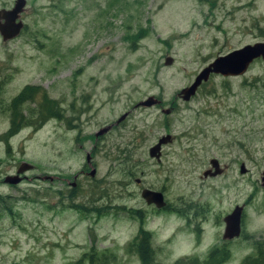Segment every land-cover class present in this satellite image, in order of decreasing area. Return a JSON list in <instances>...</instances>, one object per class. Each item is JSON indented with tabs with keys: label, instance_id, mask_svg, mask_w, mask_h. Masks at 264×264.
I'll return each instance as SVG.
<instances>
[{
	"label": "rangeland",
	"instance_id": "374dc122",
	"mask_svg": "<svg viewBox=\"0 0 264 264\" xmlns=\"http://www.w3.org/2000/svg\"><path fill=\"white\" fill-rule=\"evenodd\" d=\"M23 21L18 38L0 41V264H74L92 251L139 264L140 233L153 264L201 261L213 247L239 264L255 243L264 249V62L177 96L216 56L264 40V0H25ZM23 91L33 96L17 120L34 104H54L59 118L6 138ZM149 96L171 113L134 107ZM164 135L156 162L148 149ZM86 153L95 175L72 191ZM210 159L223 174L202 177ZM21 163L31 170L3 183ZM145 188L167 209L147 205ZM235 206L239 235L224 240Z\"/></svg>",
	"mask_w": 264,
	"mask_h": 264
},
{
	"label": "water",
	"instance_id": "95a60500",
	"mask_svg": "<svg viewBox=\"0 0 264 264\" xmlns=\"http://www.w3.org/2000/svg\"><path fill=\"white\" fill-rule=\"evenodd\" d=\"M23 5V0H18V3L14 6V11L12 13L15 15ZM20 24L13 25L12 32L9 28L5 31V28L0 26V32L4 38L12 37L18 32ZM256 59H259L264 62V40L256 41L252 45H245L241 48L232 50L222 56L216 57L212 60L208 65L202 68L194 77L192 82L187 86L181 89L177 96L181 102H187L191 97L194 96L197 88L201 83L207 81V79L212 75H219L221 77H238L245 73L247 67ZM171 60L166 58L164 60L165 65H169ZM160 104V100L154 98L153 96L147 97L145 100H142L134 105L135 108H149L154 107ZM160 113L164 116H167L171 113V108H161ZM126 114L120 116L115 124H118L120 121L124 119ZM111 126H106L104 128L99 129L95 132L94 137H98L106 133ZM170 140V136H162L157 142L148 149V157L158 160L160 153V146L165 145ZM85 160L89 163V155L85 156ZM210 169H213V172L209 174V176H217L219 171H217V161L215 159L209 160ZM31 165L26 163H21L15 171L14 176H7L3 179V183L16 185L20 181L19 175L24 172L31 170ZM240 173H243L242 165L239 168ZM95 170L91 169L88 173L89 177H93ZM203 176H206L204 173ZM43 180H51L50 177H44ZM261 187L264 189V175L260 177ZM140 197L147 205H153L156 209H160L163 207L164 202L162 199V194L160 192L151 191L148 189H143L140 192ZM240 214L241 207L235 206L230 214L226 215L223 218V233L222 239L224 240H232L238 237L240 230Z\"/></svg>",
	"mask_w": 264,
	"mask_h": 264
},
{
	"label": "flooded vegetation",
	"instance_id": "af4514ba",
	"mask_svg": "<svg viewBox=\"0 0 264 264\" xmlns=\"http://www.w3.org/2000/svg\"><path fill=\"white\" fill-rule=\"evenodd\" d=\"M18 3V0H0V26H2V27H4L5 28V31L8 29L9 30V28H10V30H11V32H12V28H13V25H17V24H20V26H19V29H18V32L15 34V35H13L12 37H6V38H4L3 37V35L1 34V32H0V41H1V43L2 44H7V43H10V41H13L14 39H16V38H18L21 34H22V31H23V28H24V21H23V11H24V4H25V0H23V5H22V7H21V10H19L15 15L12 13V10L14 9V6H15V4H17ZM14 11V10H13ZM224 55V54H223ZM219 56H222V55H219ZM216 57H218V56H216ZM215 57V58H216ZM214 58V59H215ZM213 59V60H214ZM210 63V62H209ZM208 63V64H209ZM207 64V65H208ZM208 80V79H207ZM203 84V83H202ZM201 85V84H200ZM34 88H36V87H32V88H29V90H33ZM26 90L28 89V88H25ZM24 89V90H25ZM19 93H17V94H15L17 97L16 98H14V99H12L11 101H10V103H9V106H8V108H7V111H8V117H9V125H8V127H7V131L9 130V128L12 126V125H14L15 127H17V126H20V125H23L24 123V125H27V126H34V125H36V123H37V121H38V116H39V114H40V112L42 111L44 114H45V112L46 113H48V112H51V114L53 115V114H55V112H56V109H54V104L51 106V105H47V107H46V109H44V107L43 106H41V105H36V104H34V106H33V109L30 111V113H29V115H28V117H29V119L25 122V120H24V118L21 116V120H17V116L18 115H21V113L23 114V113H26V111L24 110V109H21V110H19V107H21V106H23V102L26 100V102L27 101H29V100H31L32 99V96H33V94L32 93H30L29 95H28V97H27V99H26V97H25V91H23V92H21L19 95H18ZM156 107H158V110H159V112H160V109L161 108H163L162 107V102L160 101V104L159 105H157ZM170 107V106H169ZM168 107V108H169ZM171 108V111H172V107H170ZM43 114V115H44ZM161 114V113H160ZM51 115V116H52ZM168 116V115H167ZM54 118H56V117H51V118H49V119H54ZM45 122V121H44ZM43 122V123H44ZM114 125V124H113ZM117 125V124H116ZM115 125V126H116ZM108 126H111L110 128H112L113 126L112 125H108ZM34 129V128H33ZM6 131V132H7ZM95 134V133H94ZM94 134H93V137H94ZM164 136H166V135H164ZM99 137V136H98ZM98 137H94V139L95 140H97L98 139ZM159 139V138H158ZM157 139V140H158ZM171 141V138H170V140H169V142ZM157 142V141H156ZM168 142V143H169ZM168 143H166V144H168ZM165 144V145H166ZM162 146H164V145H162ZM93 147H95V145L94 146H92V148ZM160 148H161V146H160ZM159 153H160V149H159ZM88 153H86L85 155H84V164H82V166L80 167V169H79V171H78V173L76 174V175H74L73 177H72V182L71 183H69V187H71V189H72V191H73V189L74 188H76L77 187V184H78V179L79 178H86V177H88L89 179H92L91 177H89L88 176V173H89V171L91 170V169H93V170H95V168H94V166H93V164H92V159H93V157L90 155L91 154V152H90V154H88L89 155V163H87L86 162V160H85V156L87 155ZM160 158V157H159ZM159 158H158V160H155L156 162H158L159 161ZM153 159V158H152ZM217 161V160H216ZM208 165H209V161H208ZM226 169V166H224V165H219V163L217 162V171H219V174L218 175H221V174H223V171ZM16 171V170H15ZM213 172V169H210V166H209V169H207V170H205V171H203L202 172V177H211V176H209V174L210 173H212ZM206 174V176H203V174ZM15 175V174H14ZM14 175H10V176H14ZM22 175V174H21ZM94 175H95V173H94ZM212 177H215V176H212ZM88 181H90V180H88ZM138 181L139 180H136L135 181V183L137 184L138 183ZM145 189H147V188H145ZM143 190V189H142ZM148 190H150V189H148ZM151 191H153V190H151ZM141 192V191H140ZM155 192H157V191H155ZM162 199H163V196H162ZM161 210H166L167 209V206H166V204L164 203V205H163V207L162 208H160ZM160 209H157V210H160ZM142 232H143V230H142ZM145 232V231H144ZM141 235H143V233H140V234H138V236L136 237V239H138V238H141L142 236ZM145 236V235H144Z\"/></svg>",
	"mask_w": 264,
	"mask_h": 264
},
{
	"label": "trees",
	"instance_id": "16d2710c",
	"mask_svg": "<svg viewBox=\"0 0 264 264\" xmlns=\"http://www.w3.org/2000/svg\"><path fill=\"white\" fill-rule=\"evenodd\" d=\"M44 113L41 111L38 116L36 125L32 126L39 127L44 121L51 117L59 118L58 112L51 114L48 112ZM52 115V116H51ZM25 124V123H24ZM23 124V125H24ZM22 126V125H20ZM20 126L15 127L12 125L9 130L5 133L6 138L14 135ZM131 247H134L130 244ZM136 252L138 255L139 264H153L152 262V249L148 245V240L145 237L138 238L136 241ZM228 258L227 250L217 247L210 249L204 259L201 261L193 258H183L175 261L173 264H222ZM115 260L109 256H96L94 251L89 254H83L74 264H111ZM239 264H264V249L259 243H255L254 254L244 257Z\"/></svg>",
	"mask_w": 264,
	"mask_h": 264
}]
</instances>
